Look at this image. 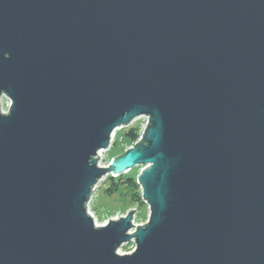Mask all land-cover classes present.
<instances>
[{
	"label": "water",
	"instance_id": "95a60500",
	"mask_svg": "<svg viewBox=\"0 0 264 264\" xmlns=\"http://www.w3.org/2000/svg\"><path fill=\"white\" fill-rule=\"evenodd\" d=\"M2 98L0 264H264V0H0ZM139 165L147 221L97 226Z\"/></svg>",
	"mask_w": 264,
	"mask_h": 264
},
{
	"label": "rangeland",
	"instance_id": "374dc122",
	"mask_svg": "<svg viewBox=\"0 0 264 264\" xmlns=\"http://www.w3.org/2000/svg\"><path fill=\"white\" fill-rule=\"evenodd\" d=\"M0 103L2 109L6 110L7 106H4L3 104L8 103L7 100L2 98ZM144 124V117L137 118L127 127L136 126L141 131ZM119 130L116 132L113 141H111V147L99 152V166H107L115 156L125 152L130 146L133 145V143L131 144L125 138L123 132H120ZM143 168V165L135 166L127 173L121 174L122 179L133 178L135 180L134 186L123 185L122 183V185H117L116 188L112 190L114 185L110 183L108 179L109 176H104L97 182L91 194L90 201L87 204V212L91 215V217H93V221L97 226L105 225L113 218L118 219L120 216H125V214L130 210H134L133 223L135 225H143L147 221L149 216V208L147 204L145 203L144 205H138L133 199L134 195L138 194L141 200H143L140 186L136 182V176L141 170H143ZM113 181L118 182L120 180H118V178H113ZM135 246L134 239H132L130 242L122 244L118 248L117 252L119 254L126 255L135 250Z\"/></svg>",
	"mask_w": 264,
	"mask_h": 264
},
{
	"label": "trees",
	"instance_id": "16d2710c",
	"mask_svg": "<svg viewBox=\"0 0 264 264\" xmlns=\"http://www.w3.org/2000/svg\"><path fill=\"white\" fill-rule=\"evenodd\" d=\"M124 128H125V130H124ZM124 128H121L119 131L123 132V135L131 144L134 143L139 137V134H140L139 128L136 126L127 127V129H126V127H124ZM121 176L122 175H118L117 177H110V176L108 177L110 183L112 185H114L112 187V190H114L117 185H122V183H123V185H130V186L135 185V180L133 178L122 179ZM113 178H118V180H120V181H118V182L113 181ZM133 199L138 205H144L145 204V203H143V200H141V198L138 194H135Z\"/></svg>",
	"mask_w": 264,
	"mask_h": 264
},
{
	"label": "built area",
	"instance_id": "2783aa9c",
	"mask_svg": "<svg viewBox=\"0 0 264 264\" xmlns=\"http://www.w3.org/2000/svg\"><path fill=\"white\" fill-rule=\"evenodd\" d=\"M143 117H144V119H145V124H144L143 128L141 129V131H140V135H139L138 139L136 140V142L141 138V134H142V132H143L145 126H146V123H147V117H145V116L137 117V118H143ZM137 118H136V119H137ZM118 130H119V129H116V130L113 131V133H112V135H111V141H113V139H114V137H115V135H116V132H117Z\"/></svg>",
	"mask_w": 264,
	"mask_h": 264
},
{
	"label": "bare ground",
	"instance_id": "6f19581e",
	"mask_svg": "<svg viewBox=\"0 0 264 264\" xmlns=\"http://www.w3.org/2000/svg\"><path fill=\"white\" fill-rule=\"evenodd\" d=\"M3 105H4V106H7V105H8V103H6V104H3ZM4 111H5V110H4ZM135 143H136V141L133 143V145H134ZM111 145H112V142L110 141V144H109L108 148H110V147H111ZM133 145H132V146H133ZM132 146H130V147H132ZM130 147H129V148H130ZM129 148H128V149H129ZM98 156H100V153H98L97 157H98ZM98 159H99V158H98Z\"/></svg>",
	"mask_w": 264,
	"mask_h": 264
}]
</instances>
